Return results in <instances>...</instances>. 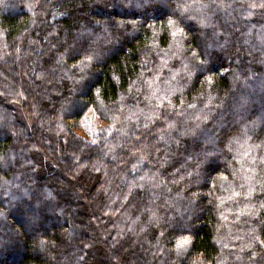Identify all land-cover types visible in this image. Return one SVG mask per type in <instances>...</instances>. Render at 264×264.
<instances>
[{"label": "trees", "instance_id": "1", "mask_svg": "<svg viewBox=\"0 0 264 264\" xmlns=\"http://www.w3.org/2000/svg\"><path fill=\"white\" fill-rule=\"evenodd\" d=\"M0 264H264V0H0Z\"/></svg>", "mask_w": 264, "mask_h": 264}, {"label": "rangeland", "instance_id": "2", "mask_svg": "<svg viewBox=\"0 0 264 264\" xmlns=\"http://www.w3.org/2000/svg\"><path fill=\"white\" fill-rule=\"evenodd\" d=\"M91 117H93V118H95L94 117V114L92 113V112H89V115L87 116V118L86 119H88V118H91ZM95 124H97V123H95ZM102 124V123H101ZM81 126H83V123L81 122V124H80ZM91 125V124H90ZM90 125H85L84 124V126H90ZM98 125V124H97ZM184 243H186V242H188L189 241V239L188 238H186V239H183L182 240ZM186 241V242H185Z\"/></svg>", "mask_w": 264, "mask_h": 264}, {"label": "clouds", "instance_id": "3", "mask_svg": "<svg viewBox=\"0 0 264 264\" xmlns=\"http://www.w3.org/2000/svg\"><path fill=\"white\" fill-rule=\"evenodd\" d=\"M191 60L194 62L195 61V56L191 57ZM221 63L222 62L219 59L214 61V64H215L216 67H219Z\"/></svg>", "mask_w": 264, "mask_h": 264}, {"label": "snow or ice", "instance_id": "4", "mask_svg": "<svg viewBox=\"0 0 264 264\" xmlns=\"http://www.w3.org/2000/svg\"><path fill=\"white\" fill-rule=\"evenodd\" d=\"M186 242V241H185Z\"/></svg>", "mask_w": 264, "mask_h": 264}]
</instances>
